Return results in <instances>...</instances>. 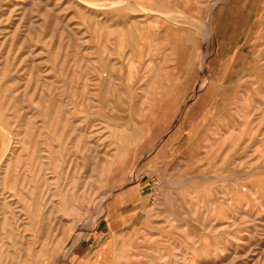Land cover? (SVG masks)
<instances>
[{"label": "rangeland", "instance_id": "374dc122", "mask_svg": "<svg viewBox=\"0 0 264 264\" xmlns=\"http://www.w3.org/2000/svg\"><path fill=\"white\" fill-rule=\"evenodd\" d=\"M0 264H264V0H0Z\"/></svg>", "mask_w": 264, "mask_h": 264}]
</instances>
